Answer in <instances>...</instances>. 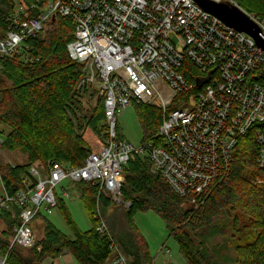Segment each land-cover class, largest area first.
<instances>
[{"label":"built area","instance_id":"built-area-1","mask_svg":"<svg viewBox=\"0 0 264 264\" xmlns=\"http://www.w3.org/2000/svg\"><path fill=\"white\" fill-rule=\"evenodd\" d=\"M244 12L264 36V19ZM56 14L72 23L67 51L83 65L77 88L94 87L102 98L106 137L80 166L34 162L28 168L32 179L23 180L26 188L9 194L0 183V209H19L10 247L35 244L30 223L41 209L51 214L54 189L64 180L92 183L128 207L121 187L132 155L144 158L153 173L195 204L227 175L239 138L253 127L256 162L264 171V51L251 36L194 0H16L5 28L0 24V57L29 51L25 40ZM132 104L162 114L155 136L136 147L116 132L118 115ZM3 139L0 135V143ZM254 183L264 186V178ZM95 216V230L109 235L98 208ZM114 253L113 264L128 263ZM5 258L6 253L0 264Z\"/></svg>","mask_w":264,"mask_h":264},{"label":"trees","instance_id":"trees-1","mask_svg":"<svg viewBox=\"0 0 264 264\" xmlns=\"http://www.w3.org/2000/svg\"><path fill=\"white\" fill-rule=\"evenodd\" d=\"M15 1L0 0V24L4 28ZM22 1L31 3L34 0ZM236 2L244 11L264 19V0ZM72 34L69 18L56 14L48 30L25 40L29 51L24 47L25 51L18 55L0 57V125L10 129L0 148L18 149L27 155L25 164H0V183L9 194L26 188L23 180L29 177L28 168L35 161L80 166L91 152L97 150L96 145L105 140L101 97L97 99L95 113L82 117L83 126L77 127L74 121L78 110L77 96L80 90L86 91V87L77 88L83 65L73 61L67 51ZM261 83L264 85V79ZM137 106L140 108L142 141L152 139L162 114L151 106ZM252 129L239 138L227 175L195 204L191 203L190 197L178 195L153 173L144 158L130 156L123 166L121 187L123 201L129 202L125 210L127 231H117L113 235L108 225L109 235H101L95 230L97 208L105 218V211L114 202L108 195L100 193L98 186L80 183L92 227L80 230L62 199H56L72 236L62 234L52 222L44 220L43 238L30 248L33 264H40L45 255H56L63 249L73 256L76 264H113L114 250L128 259L127 264H152L147 245L132 221L137 211L148 210L156 212L164 221L186 262L213 264L208 241L224 232L225 220H228L235 239V255L230 262L264 264V186L251 183L264 171L257 166L259 146L254 141ZM30 182L32 186L33 180ZM182 203L193 206L180 213L178 208ZM18 214L17 208L0 209V257L6 253L4 264H24L16 246L10 247L13 227L19 222Z\"/></svg>","mask_w":264,"mask_h":264},{"label":"rangeland","instance_id":"rangeland-1","mask_svg":"<svg viewBox=\"0 0 264 264\" xmlns=\"http://www.w3.org/2000/svg\"><path fill=\"white\" fill-rule=\"evenodd\" d=\"M49 28L50 23L43 31L48 30ZM97 99L98 96L94 87H86V91L80 90L76 102V108H78L77 117H74L77 127L80 125L83 126V116L89 117L95 113ZM139 109L140 108L137 104H132L125 108L118 115L116 125L117 137L128 141L135 147L141 144L143 138V129L139 119ZM104 123L106 132L107 125L106 122ZM9 130V127L0 125V135L2 137H4ZM79 132L80 134L82 133L81 130H79ZM94 141H96V139H94ZM25 163H27V155L21 152V150L0 148V164L15 165ZM256 178L262 180L264 178V173L261 174V177H255L254 179ZM254 179L251 183L254 182ZM81 190L80 183L64 180L54 189V195L57 199H62L74 224L80 230L85 231L92 227V221L85 206L84 198L81 196ZM65 193L68 194V197H65ZM191 206L193 205L182 203L179 205L178 209L180 210V213H182L185 209H188ZM127 208L128 207L124 204L115 202L114 205H111L105 211L106 217L104 219L105 222L107 221L106 223L109 226V231L113 235L117 233V231H119V233L121 231H127L128 228L125 218V210ZM221 219L223 218L221 217ZM229 219H231V216ZM44 220L52 222L62 234L68 235L69 237L72 236L71 229L66 223L62 214V209L59 205L52 208L51 214H47L41 209L40 214L31 221L30 226L33 228L35 227V229L36 227L39 228L41 225L40 221ZM132 221L147 245L152 264H191L190 262H186L187 259L185 260L182 256L177 241L168 234V227L156 212L152 210L137 211L133 215ZM225 222L226 225L223 227L224 232L221 235L210 238L208 241V253L210 254V259L213 264H232L230 261H232L235 255V239L233 237L232 225L228 220H225ZM33 223H37L38 226L37 224L33 225ZM42 225L43 231L44 222ZM43 235H41V237L39 235L37 239L41 240ZM195 243H197L196 240Z\"/></svg>","mask_w":264,"mask_h":264},{"label":"water","instance_id":"water-1","mask_svg":"<svg viewBox=\"0 0 264 264\" xmlns=\"http://www.w3.org/2000/svg\"><path fill=\"white\" fill-rule=\"evenodd\" d=\"M203 10L215 15L226 25L236 31H241L251 36L256 45L264 51V36L260 27L238 6L224 0L216 2L214 0H194ZM208 80V77L197 84ZM200 82V83H199Z\"/></svg>","mask_w":264,"mask_h":264},{"label":"crops","instance_id":"crops-1","mask_svg":"<svg viewBox=\"0 0 264 264\" xmlns=\"http://www.w3.org/2000/svg\"><path fill=\"white\" fill-rule=\"evenodd\" d=\"M37 224V223H33ZM40 227L33 228L31 226V229L33 231L34 240L35 243L38 242L40 239H37V237L40 235H43L42 227H43V221H40ZM38 226V224H37ZM39 232V235H38ZM17 252L19 253V256L22 258L24 264H33V256L31 253V250L29 247H22V246H16ZM40 264H76V260L73 258V256L65 249L61 250L56 255H45L40 262Z\"/></svg>","mask_w":264,"mask_h":264}]
</instances>
